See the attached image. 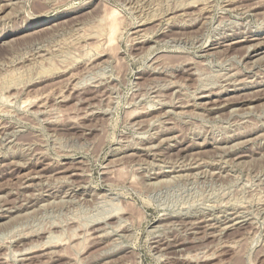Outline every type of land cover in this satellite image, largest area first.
<instances>
[{
    "label": "rangeland",
    "instance_id": "obj_1",
    "mask_svg": "<svg viewBox=\"0 0 264 264\" xmlns=\"http://www.w3.org/2000/svg\"><path fill=\"white\" fill-rule=\"evenodd\" d=\"M205 1L0 0V264H264V0Z\"/></svg>",
    "mask_w": 264,
    "mask_h": 264
},
{
    "label": "bare ground",
    "instance_id": "obj_2",
    "mask_svg": "<svg viewBox=\"0 0 264 264\" xmlns=\"http://www.w3.org/2000/svg\"><path fill=\"white\" fill-rule=\"evenodd\" d=\"M204 1H205V0H204ZM234 1H235V0H234ZM182 2H183V1H182ZM205 2H206V1H205ZM167 3H168V2H167ZM203 4H204V3H203ZM192 5H193V4H192ZM254 5H255V7H258V4H254ZM259 5H261V3H260ZM173 6H174V5H173ZM159 8H160V7H159ZM255 9H257V8H255ZM0 10H1V9H0ZM202 10H203V9H202ZM244 11H245V10H244ZM246 11H247V10H246ZM114 14H115V13H114ZM114 14H113V15H114ZM183 14H184V13H183ZM115 15H116V14H115ZM115 15H114V16H115ZM185 15H186V14H185ZM110 16H112V15H110ZM112 17H113V16H112ZM114 18H115V17H114ZM114 18H113V19H114ZM157 18H158V17H157ZM109 20H110V19H109ZM109 20H108V21H109ZM111 20H112V19H111ZM109 22H111V21H109ZM109 22H108V23H109ZM186 22H187V21H186ZM112 23H113V21H112ZM112 23H111V24H112ZM115 24H116V21H115ZM115 24H114L113 27L111 26V30H110V31H111V36L109 35L111 38L108 39V40H116V39H114V38L112 39L113 35H114L115 32L117 31V29H116V27H115ZM117 26H118V25H117ZM119 28H120V27H119ZM223 28H224V27H223ZM109 29H110V28H109ZM118 30H119V29H118ZM118 32H120V31H118ZM118 32H116V33H118ZM146 32H147V31H146ZM152 34H153V33H152ZM114 37H115V35H114ZM199 39H200V38H199ZM109 42H110V41H109ZM113 42H114V41H113ZM115 42H116V41H115ZM146 42H147V41H146ZM110 44H111V43H110ZM110 44H109V45H110ZM108 47H109V46H108ZM137 49H138V48H137ZM148 49H149V48H148ZM248 49H249V48H248ZM88 53H89V52H88ZM256 53H257V52H256ZM257 54H258V53H257ZM257 54H256V55H257ZM251 56H252V55H251ZM204 64H205V63H204ZM204 64H203V65H204ZM217 69H218V68H217ZM38 75H39V74H38ZM40 75H41V74H40ZM218 75H219V74H218ZM228 75H229V74H228ZM78 77H79V76H78ZM82 77H83V76H82ZM103 77H104V76H103ZM226 77H227V76H226ZM75 78H76V77H75ZM244 78H245V77H244ZM70 79H71V78H70ZM198 79H200V78H198ZM88 81H89V80H88ZM204 83H206V82H204ZM69 84H70V83H69ZM176 86H177V85H176ZM205 89H206V88H205ZM208 89H209V88H208ZM46 93H47V92H46ZM158 93H159V92H158ZM236 96H237V95H236ZM164 97H165V96H164ZM207 97H209V96H207ZM37 98H38V97H37ZM50 98H51V97H50ZM62 98H63V97H62ZM219 98H220V97H219ZM181 100H182V99H181ZM211 100H213V99H211ZM214 100H215V99H214ZM214 100H213V101H214ZM217 100H218V98H217ZM217 100H216V102L214 101V103H217ZM29 101H30V100H29ZM208 101H209V100H208ZM213 101H212V102H213ZM30 102H31V101H30ZM212 102H209V103L212 104ZM206 103H207V101H206ZM214 103H213V104H214ZM189 105H190V104H189ZM206 105H208V104H206ZM185 106H186V105H185ZM219 107H221V106H219ZM219 107H218V108H219ZM216 109H217V108H216ZM169 110H170V109H169ZM214 110H215V109H214ZM96 112H97V111H96ZM165 112H166V111H165ZM52 113H53V112H52ZM91 113H92V112H91ZM79 116H80V115H79ZM50 121H51V120H50ZM143 136H144V135H143ZM176 138H177V137H176ZM189 144H190V143H189ZM257 147H258V146H257ZM182 152H183V151H182ZM188 152H189V151H188ZM213 157H214V156H213ZM136 160H137V159H136ZM207 165H208V164H207ZM84 170H85V169H84ZM121 170H122V169H121ZM125 176H126V175H125ZM70 177H71V176H70ZM159 177H160V176H159ZM132 179H133V178H132ZM177 179H178V178H177ZM134 180H135V178H134ZM162 180H163V179H162ZM164 180H165V179H164ZM171 180H172V179H171ZM209 180H210V179H209ZM62 181H63V180H62ZM71 181H72V180H71ZM130 181H131V180H130ZM133 182H134V181H133ZM210 182H211V181H210ZM260 182H261V181H260ZM220 184H221V183H220ZM158 186H159V185H158ZM18 188H20V187H18ZM241 188H242V187H241ZM247 192H248V191H247ZM105 198H106V197H105ZM234 200H235V199H234ZM65 202H66V201H65ZM107 202H108V201H107ZM114 202H115V201H114ZM80 204H81V203H80ZM116 209H117V208H116ZM118 209H119V208H118ZM251 210H252V209H251ZM116 212H117V211H116ZM122 212H123V211H122ZM250 213H251V212H250ZM113 214H114V213H113ZM232 214H233V213H232ZM114 215H115V214H114ZM97 218H98V217H97ZM238 222H239V221H238ZM120 224H121V223H120ZM236 224H237V223H236ZM230 225H231V224H230ZM87 226H88V225H87ZM196 226H197V225H196ZM81 228H83V227H81ZM103 228H104V227H103ZM121 229H122V228H121ZM185 229H186V228H185ZM50 231H51V230H50ZM54 231H55V230H54ZM98 231H99V230H98ZM48 232H49V231H48ZM16 235H17V234H16ZM213 235H214V234H213ZM53 237H54V236H53ZM98 237H99V236H98ZM54 238H55V237H54ZM223 241H224V240H223ZM223 241H222V242H223ZM51 242H52V241H51ZM67 242H68V241H67ZM48 243H49V242H48ZM75 243H76V242H75ZM41 244H42V243H41ZM46 244H47V243H46ZM80 244H81V243H80ZM43 245H44V244H43ZM109 245H110V244H109ZM17 246H18V245H17ZM50 246H51V245H50ZM76 246H77V245H76ZM231 246H232V245H231ZM35 247H36V246H35ZM36 248H37V247H36ZM44 250H45V249H44ZM29 252H30V251H29ZM46 252H47V251H46ZM189 252H190V251H189ZM198 252H199V251H198ZM5 254H6V253H5ZM5 254H4V255H5ZM29 255H32V254L29 253ZM26 257H27V256H26ZM197 257H198V256H197ZM5 259H6V258H5ZM29 259H31V258H26L25 261H27V260H29ZM31 260H32V259H31ZM117 262H118V261H117ZM28 263H29V262H28Z\"/></svg>",
    "mask_w": 264,
    "mask_h": 264
}]
</instances>
